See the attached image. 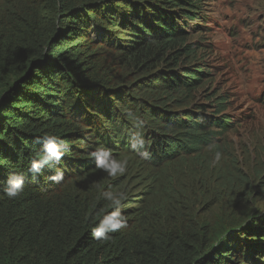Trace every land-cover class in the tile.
Returning <instances> with one entry per match:
<instances>
[{
	"label": "trees",
	"instance_id": "trees-1",
	"mask_svg": "<svg viewBox=\"0 0 264 264\" xmlns=\"http://www.w3.org/2000/svg\"><path fill=\"white\" fill-rule=\"evenodd\" d=\"M207 2L18 0L0 11V187L25 175L19 197L0 193V264H264V214L231 233L199 225L181 202L123 203L127 227L107 241L91 236L112 210L102 192L123 190L90 153L132 150L128 113L146 121L150 158L132 151L150 168L235 128L227 96L207 89ZM44 134L69 146L60 184L47 168L35 179L29 170ZM256 177L261 192L264 172Z\"/></svg>",
	"mask_w": 264,
	"mask_h": 264
},
{
	"label": "rangeland",
	"instance_id": "rangeland-1",
	"mask_svg": "<svg viewBox=\"0 0 264 264\" xmlns=\"http://www.w3.org/2000/svg\"><path fill=\"white\" fill-rule=\"evenodd\" d=\"M17 1L0 0V11ZM206 10L209 23L199 40L212 74L207 89L227 96L224 113L234 117L235 128L214 146L158 168L135 164L132 150L113 155L127 161L117 185L127 205L181 202L199 225L237 233L242 220L264 214V190L256 177L264 172V101L258 102L264 93V0H209Z\"/></svg>",
	"mask_w": 264,
	"mask_h": 264
},
{
	"label": "clouds",
	"instance_id": "clouds-1",
	"mask_svg": "<svg viewBox=\"0 0 264 264\" xmlns=\"http://www.w3.org/2000/svg\"><path fill=\"white\" fill-rule=\"evenodd\" d=\"M128 116L135 129L130 135L131 149L136 151L141 158L148 159L151 155L148 150L150 145L146 142L143 131L146 121L138 116H133L132 113H128ZM40 139L43 145L42 150L31 157L29 170L35 179L47 168L52 172L47 179L60 184L64 180V172L60 170L59 166L63 157L69 151V146L61 137L55 134H44ZM90 155L95 159L96 168L110 177L123 175L126 172L127 161L116 159L107 147L98 146ZM220 159L221 153L217 152L215 160L218 162ZM24 191L25 175L23 173H10L6 185L0 187V193L9 199L19 197ZM101 196L108 202L112 210L91 227V236L96 241H107L110 239L111 233H117L127 227V217L121 209L128 197L123 191L114 192L111 190L103 191Z\"/></svg>",
	"mask_w": 264,
	"mask_h": 264
},
{
	"label": "bare ground",
	"instance_id": "bare-ground-1",
	"mask_svg": "<svg viewBox=\"0 0 264 264\" xmlns=\"http://www.w3.org/2000/svg\"><path fill=\"white\" fill-rule=\"evenodd\" d=\"M261 101H264V93L262 94L258 102L260 103Z\"/></svg>",
	"mask_w": 264,
	"mask_h": 264
}]
</instances>
